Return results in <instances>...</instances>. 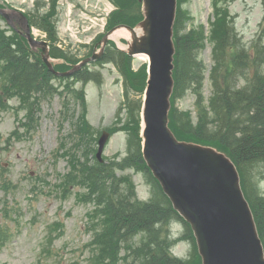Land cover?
<instances>
[{
    "label": "rangeland",
    "instance_id": "374dc122",
    "mask_svg": "<svg viewBox=\"0 0 264 264\" xmlns=\"http://www.w3.org/2000/svg\"><path fill=\"white\" fill-rule=\"evenodd\" d=\"M50 4L51 0H0V7L12 14L11 24L20 30L23 28L14 16L17 10L51 12L57 29L54 44L59 50L82 58L91 50L99 49L100 33L107 25L108 15L116 8L110 0H55ZM218 5L225 12V24L230 28L228 37L225 36L227 39L233 37L226 47H234L237 66L241 68L235 87H242L256 70L264 71V48H259L264 45V0H223ZM182 7L191 17L185 20L186 29L200 25L204 30L205 39L198 51V59L204 67L200 94L207 104L212 88L210 69L214 62H219L214 58V40L209 32L215 7L212 0H188ZM138 9L136 3L131 11L138 13ZM8 23L0 16L1 27H7ZM31 29L35 38L46 39V34L37 26ZM110 39L126 49L131 36L128 32ZM32 48L41 50L40 45ZM230 51L228 47L227 53ZM50 60L54 64L65 61L55 57ZM256 61L260 65H256ZM147 62L141 54L131 59L134 70ZM86 67L92 79L85 83L77 79L67 81L83 89L85 111L74 98L73 91L64 88L66 81L58 78L52 79L57 91L40 95L33 120H28L16 96L8 98L7 109L0 110V264H92L94 257H100L103 264L104 261L113 264L110 256L100 253L98 241L93 244L104 224L102 212L95 199L86 198V188L67 181L66 175L76 172L70 163L72 156L77 162L98 161L95 153L102 131L110 133L101 156L104 162L119 160L129 153L128 133L116 130L114 126H121L126 121L130 98L142 101L143 95L133 91L126 94L123 76L113 62H94ZM97 76L99 80L95 79ZM195 92V88L189 87L174 103L178 110L190 112L193 121L196 119ZM83 112L94 141L87 143L85 139L76 145L74 123ZM77 167L80 169V165ZM117 174L130 176L138 199L147 200L156 192L143 171L129 167L117 170ZM248 183L264 194L263 164H258L248 174ZM169 229L173 238L181 237L186 231L183 222L176 219L170 221ZM139 238L140 234L134 239ZM120 245L122 249L119 246L117 254L111 250L117 264L133 263L132 256L122 258L129 249ZM45 248H50L49 252ZM171 252L187 259L192 252L191 240H178Z\"/></svg>",
    "mask_w": 264,
    "mask_h": 264
},
{
    "label": "trees",
    "instance_id": "16d2710c",
    "mask_svg": "<svg viewBox=\"0 0 264 264\" xmlns=\"http://www.w3.org/2000/svg\"><path fill=\"white\" fill-rule=\"evenodd\" d=\"M53 1L55 0H51V4ZM110 1L116 8L107 18V29L116 24L134 26L143 18L139 0ZM187 1L177 0L173 27L176 52L169 126L177 138L212 145L227 153L235 162L264 246V195L248 183V174L255 166L264 165V71L256 70L244 86L235 87L241 68L237 66L238 57L234 47L232 45L226 47L227 42L230 43L233 37L226 38L230 28L225 24L223 17L226 15L225 12L218 5V2L223 0H212L215 18L213 17L214 20L211 21L209 32L214 40L216 54L214 58L219 62H214L210 69L212 88L206 104L200 94L204 67L202 61L198 59V51L203 46L205 34L200 25L186 29L185 20L191 17L184 12L186 9L182 5ZM136 3L139 4L138 13L131 11ZM50 13L38 10L26 12V15L30 25L37 26L46 33L50 42V55L65 60L63 63L55 64V69L65 70L69 64L77 62L80 58L56 47L54 44L57 38L56 22ZM216 43L218 48L215 46ZM228 47L231 50L229 53ZM259 48H264V45ZM226 54H231L232 57L229 58ZM131 59V56L110 41L97 63L113 62L123 76L126 94L128 95L130 91L142 94L147 79L146 65L143 64L134 70ZM255 64L260 65L259 61ZM54 78L56 77L47 69L39 53L30 49L24 36L8 27L0 26V110L7 109L8 98L16 96L19 107L26 111L28 120H33L34 109L39 103L40 95L45 96L57 91V87L52 84ZM73 78L83 83L92 79L86 66L74 73ZM58 79L66 81L64 88L73 91L74 98L80 101L85 111L83 89L67 83L70 80L68 77ZM95 79L99 80L98 76ZM189 87L195 88L197 94L195 121L190 112L178 110L174 106L176 100ZM140 106V99L130 98L126 121L121 126H114L116 130H125L128 133L129 153L119 160L108 162L95 160L90 164L77 162L72 156L70 163L76 172L67 174V181L85 187L88 195L86 198L90 201L95 199L99 211L104 216V224L94 237L96 240L93 244L98 241L100 253L110 256L113 264H117V259L111 250L114 249L117 254L118 247L122 249L120 244H123V249H129L122 258L128 259L132 256L131 264H199L200 257L189 224L173 209L142 158ZM91 130L85 113H81L75 120L73 128L74 134L77 135L76 145L85 139L87 143H91L93 140ZM93 150L94 147L91 148V152ZM129 167L143 171L147 175V181L156 189L149 199H138L135 184L130 176L117 174V170ZM174 219L181 220L186 229L179 238H173L170 233L169 223ZM138 234L140 238L135 241L134 238ZM182 238L192 242V252L187 259L175 256L171 252V247ZM100 261V257H94L92 264H103ZM125 264L130 263L125 261Z\"/></svg>",
    "mask_w": 264,
    "mask_h": 264
},
{
    "label": "water",
    "instance_id": "95a60500",
    "mask_svg": "<svg viewBox=\"0 0 264 264\" xmlns=\"http://www.w3.org/2000/svg\"><path fill=\"white\" fill-rule=\"evenodd\" d=\"M143 20L137 25H117L100 40L101 50L84 58L65 72L55 71L48 42L31 36L25 15L17 10L31 46L40 45L42 60L55 75H69L85 63L100 57L109 34L124 27L131 41L126 51L148 56V78L142 104V154L152 174L170 198L175 210L190 224L201 264H264V249L256 223L245 199L238 172L223 152L195 142L180 141L168 126L169 97L174 44L172 39L176 0H141ZM0 7L11 23L12 14ZM108 131L98 139L97 157Z\"/></svg>",
    "mask_w": 264,
    "mask_h": 264
},
{
    "label": "bare ground",
    "instance_id": "6f19581e",
    "mask_svg": "<svg viewBox=\"0 0 264 264\" xmlns=\"http://www.w3.org/2000/svg\"><path fill=\"white\" fill-rule=\"evenodd\" d=\"M137 32L140 33L139 30H138ZM127 34H128L127 29L124 28V27H120V28H117L116 30H114V32H113L110 36H111L112 38H115V37L125 36V35H127ZM141 56H142L143 58L148 59V56H147L146 54H141Z\"/></svg>",
    "mask_w": 264,
    "mask_h": 264
}]
</instances>
